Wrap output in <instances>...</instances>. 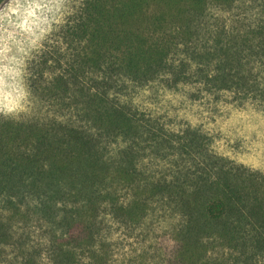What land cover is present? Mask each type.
<instances>
[{
    "label": "trees",
    "instance_id": "1",
    "mask_svg": "<svg viewBox=\"0 0 264 264\" xmlns=\"http://www.w3.org/2000/svg\"><path fill=\"white\" fill-rule=\"evenodd\" d=\"M60 36L32 82L66 120L0 123V264H108L104 220L134 228L159 204L179 219L161 264H264V177L191 171L217 160L205 138L166 131L133 95L264 94V0H83ZM148 154L176 166L150 172ZM32 218L47 224L49 262L15 229Z\"/></svg>",
    "mask_w": 264,
    "mask_h": 264
},
{
    "label": "rangeland",
    "instance_id": "2",
    "mask_svg": "<svg viewBox=\"0 0 264 264\" xmlns=\"http://www.w3.org/2000/svg\"><path fill=\"white\" fill-rule=\"evenodd\" d=\"M82 2L83 0H4L0 5V75H4L5 66H11L5 57L16 56L19 59L21 55L15 42H20L28 51L20 78L27 94L26 102H22L24 110L10 114L0 110V123L32 122L52 116L66 120L65 116L52 114L48 102L36 93L37 89H33L32 79L40 73L34 65L37 66L40 58L48 57V49L52 47L53 50L58 46L62 27L75 15ZM37 4L40 5L39 8L35 7ZM46 5L51 7V11ZM29 12H34L35 15L30 16ZM45 18L48 20L47 24L43 23ZM27 28H31V32L26 31ZM40 28H47L48 31L38 41L39 47L28 49L27 42L33 38L32 33L38 35ZM5 45L11 51L4 53ZM44 72L48 77V70ZM259 75L264 86V72ZM5 81L11 83L8 77H5ZM197 86L167 89L163 85H155L137 90L133 95L139 109L151 119L159 121L166 131L182 138L186 131L195 130L205 138L206 147L217 160L211 167L198 161L199 166L191 165V171L201 169L198 172L206 170L215 175L222 167L226 170L238 168L264 177V94L239 95L230 91H206ZM7 91L9 89L0 84V109L7 103L4 96ZM118 149L113 147L114 154ZM144 164L150 172H168L170 166H176L172 158L161 161L152 154H148ZM170 215L171 210L159 204L148 218L134 228L123 226L110 217L104 220L101 235L106 239L105 251L110 253L108 264H161L174 258L176 244L173 228L178 225L179 219L176 215ZM15 229L23 238L22 246H30L32 251L44 256L43 262H49L48 228L44 221L32 218L28 223H15ZM8 252L4 254H13V249Z\"/></svg>",
    "mask_w": 264,
    "mask_h": 264
},
{
    "label": "clouds",
    "instance_id": "3",
    "mask_svg": "<svg viewBox=\"0 0 264 264\" xmlns=\"http://www.w3.org/2000/svg\"><path fill=\"white\" fill-rule=\"evenodd\" d=\"M36 8H39L40 5H36ZM48 7V10L51 11V7ZM57 11H59V5L56 6ZM30 16H34V12L28 13ZM55 18V17H54ZM27 23V20L25 21ZM33 23H36L35 21ZM43 23L47 24L48 20L45 18ZM23 27V25H21ZM39 27V24H37ZM26 31L31 32V28H27ZM48 31L47 28H40L39 34L32 33L33 38L27 42V48L31 49L33 47H39L38 41L41 40L44 36V33ZM17 44V51L20 53L19 59L16 56H12L11 58L5 57L9 61V66L4 67V75H0V84L3 85L4 88L9 89V91L4 93L5 99L7 103L4 104L3 108L0 109L5 112V114L15 113L17 111L24 110V104L22 102H26V92L21 85V72L22 67L24 65V58L28 55V51H26L24 46L20 45V42H15ZM4 53L11 51L6 45L3 49ZM5 77L10 78L11 83H7L5 81Z\"/></svg>",
    "mask_w": 264,
    "mask_h": 264
}]
</instances>
